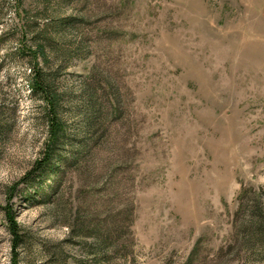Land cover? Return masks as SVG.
Instances as JSON below:
<instances>
[{
	"label": "rangeland",
	"instance_id": "1",
	"mask_svg": "<svg viewBox=\"0 0 264 264\" xmlns=\"http://www.w3.org/2000/svg\"><path fill=\"white\" fill-rule=\"evenodd\" d=\"M37 72L58 152L98 138L53 192L54 171L22 182L48 140ZM7 204L18 264H264L246 239L264 216V0H0V264Z\"/></svg>",
	"mask_w": 264,
	"mask_h": 264
},
{
	"label": "trees",
	"instance_id": "2",
	"mask_svg": "<svg viewBox=\"0 0 264 264\" xmlns=\"http://www.w3.org/2000/svg\"><path fill=\"white\" fill-rule=\"evenodd\" d=\"M32 86L34 92L39 93L43 97L44 101H46L47 104L51 107V110L49 111L47 116L48 140L45 144V150L42 159L34 164L33 169L22 179V182L26 186L31 187L36 183L37 179H39L40 184L43 181L46 173L54 171L55 188L51 189V191L53 192V190L55 191L61 186L64 175L66 173V166L70 165L73 168L83 164L86 157L91 154L92 150L96 146H98V138H94L90 140V142L81 140L78 142V144L75 145L71 143L69 152V154L71 155H62L60 152H58V148H60V145L63 141L64 127L57 119L54 101L53 98H51L49 86L42 73H34ZM94 120L96 119H90L89 126L92 125L91 122H94ZM55 163L59 165L55 166ZM46 195L47 194L45 193L43 196ZM250 209L251 220H249L250 222L246 228L247 244L260 242L261 245L264 246V216L261 214L258 208L254 207ZM3 214L4 221L7 225L8 234L11 237V264H18V253L20 249L24 247V237L21 234L20 227L15 222L11 205H6V207L3 209ZM119 217H121V215ZM123 222L124 219L123 217H121L117 223L112 224L110 228L106 229V233H98L94 238V248H92L93 250H90V252L95 253L97 258L104 259L106 258L109 249L118 248L116 236L119 234L120 229L123 228ZM75 226H77L78 228L77 232L83 234V237H85L87 233L89 234V230L87 229L84 218L83 223L78 224L77 222ZM48 259V262L50 264H57V262L59 261V254L49 256Z\"/></svg>",
	"mask_w": 264,
	"mask_h": 264
}]
</instances>
